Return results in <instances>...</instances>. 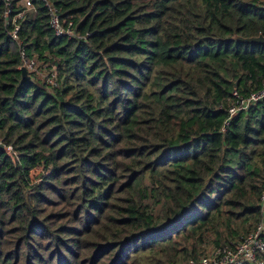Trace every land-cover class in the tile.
<instances>
[{
    "label": "trees",
    "instance_id": "trees-1",
    "mask_svg": "<svg viewBox=\"0 0 264 264\" xmlns=\"http://www.w3.org/2000/svg\"><path fill=\"white\" fill-rule=\"evenodd\" d=\"M28 1V80L0 1V264H186L262 220L264 98L228 109L264 86V0H52L83 40Z\"/></svg>",
    "mask_w": 264,
    "mask_h": 264
},
{
    "label": "built area",
    "instance_id": "built-area-1",
    "mask_svg": "<svg viewBox=\"0 0 264 264\" xmlns=\"http://www.w3.org/2000/svg\"><path fill=\"white\" fill-rule=\"evenodd\" d=\"M3 3L2 18L5 27H9V35L16 42L19 48V56L21 68L28 71L34 70V61L27 58L26 50L22 42L19 40V30L21 21L25 14L32 12L33 6L28 0H23L13 6L11 0H0ZM48 9L49 25L56 37H65L68 40H83L86 35H81L75 28L73 22H68L64 26L60 21V16L56 7L52 4V0H42ZM20 7V10H15ZM89 34H87V37ZM45 82L50 87L57 85L56 76L53 69H49L44 75ZM235 99L233 105L228 109L229 120L236 114L248 110L251 106L264 98V86L257 92L251 93L246 97H242L236 92L233 93ZM226 122L222 131L228 127ZM8 151H12L11 147H7ZM260 206L262 208V220L241 240L231 247H223L214 250L210 255L203 256L199 260L190 259L186 264H264V189L260 196Z\"/></svg>",
    "mask_w": 264,
    "mask_h": 264
},
{
    "label": "water",
    "instance_id": "water-1",
    "mask_svg": "<svg viewBox=\"0 0 264 264\" xmlns=\"http://www.w3.org/2000/svg\"><path fill=\"white\" fill-rule=\"evenodd\" d=\"M238 40H240L244 43H248V44H262V45H264V37L263 36H258L256 38H248V39L238 38ZM20 71L22 74V78L24 80H28L29 77H28L27 70L25 68H21ZM234 86H236V83L234 84ZM0 148H3V145L1 143H0Z\"/></svg>",
    "mask_w": 264,
    "mask_h": 264
},
{
    "label": "rangeland",
    "instance_id": "rangeland-1",
    "mask_svg": "<svg viewBox=\"0 0 264 264\" xmlns=\"http://www.w3.org/2000/svg\"><path fill=\"white\" fill-rule=\"evenodd\" d=\"M39 173H40L39 169H38V171L32 172L31 173V178H36Z\"/></svg>",
    "mask_w": 264,
    "mask_h": 264
}]
</instances>
